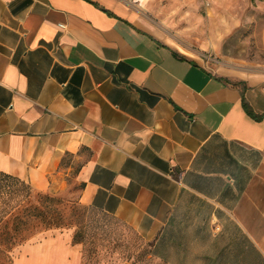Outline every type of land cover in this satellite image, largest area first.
<instances>
[{
  "label": "crops",
  "instance_id": "1",
  "mask_svg": "<svg viewBox=\"0 0 264 264\" xmlns=\"http://www.w3.org/2000/svg\"><path fill=\"white\" fill-rule=\"evenodd\" d=\"M156 1L0 0V173L40 191L75 173L79 202L164 264H264V79L161 39ZM14 264H82V246L45 230Z\"/></svg>",
  "mask_w": 264,
  "mask_h": 264
},
{
  "label": "rangeland",
  "instance_id": "2",
  "mask_svg": "<svg viewBox=\"0 0 264 264\" xmlns=\"http://www.w3.org/2000/svg\"><path fill=\"white\" fill-rule=\"evenodd\" d=\"M147 20L161 39L226 81L264 79V0H159L148 10ZM24 183L33 190L34 205L47 209L57 224L40 220L16 233L11 242L0 244V264H14L20 245L55 228L74 230V242L82 246V264H164L148 238L79 202L82 185L75 173L48 191ZM0 184L9 191L0 196V210L11 211L28 189L1 175Z\"/></svg>",
  "mask_w": 264,
  "mask_h": 264
},
{
  "label": "trees",
  "instance_id": "3",
  "mask_svg": "<svg viewBox=\"0 0 264 264\" xmlns=\"http://www.w3.org/2000/svg\"><path fill=\"white\" fill-rule=\"evenodd\" d=\"M4 179H10L15 181H21L26 186L23 180L0 173ZM0 184V196H4L9 193L6 187ZM28 191L23 195L22 199H19L17 205L11 211L0 210V244L11 242L16 233H22L30 226L33 227L35 222H46V224H57L56 219L49 215V211L45 209L40 210V207L35 206L33 203V190L30 186H26ZM40 198V193L38 194ZM48 198V197H47ZM11 224V225H10ZM56 229V228H55Z\"/></svg>",
  "mask_w": 264,
  "mask_h": 264
},
{
  "label": "built area",
  "instance_id": "4",
  "mask_svg": "<svg viewBox=\"0 0 264 264\" xmlns=\"http://www.w3.org/2000/svg\"><path fill=\"white\" fill-rule=\"evenodd\" d=\"M60 26H61L62 28H64V27H65V25H63V24H61Z\"/></svg>",
  "mask_w": 264,
  "mask_h": 264
}]
</instances>
